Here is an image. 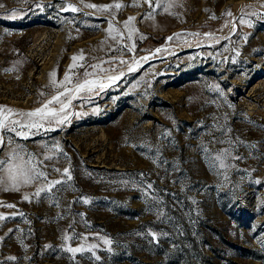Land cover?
<instances>
[{"label": "rangeland", "instance_id": "374dc122", "mask_svg": "<svg viewBox=\"0 0 264 264\" xmlns=\"http://www.w3.org/2000/svg\"><path fill=\"white\" fill-rule=\"evenodd\" d=\"M0 264H264V0H0Z\"/></svg>", "mask_w": 264, "mask_h": 264}, {"label": "bare ground", "instance_id": "6f19581e", "mask_svg": "<svg viewBox=\"0 0 264 264\" xmlns=\"http://www.w3.org/2000/svg\"><path fill=\"white\" fill-rule=\"evenodd\" d=\"M118 75V74H117ZM93 81V80H92ZM91 83V82H90ZM84 89V88H83ZM74 92V91H73ZM71 94H74V93H71ZM81 95V94H80ZM80 98V97H79ZM54 112V111H53Z\"/></svg>", "mask_w": 264, "mask_h": 264}]
</instances>
